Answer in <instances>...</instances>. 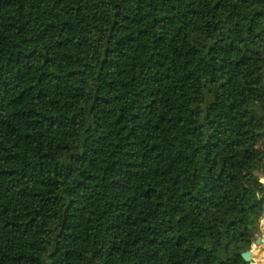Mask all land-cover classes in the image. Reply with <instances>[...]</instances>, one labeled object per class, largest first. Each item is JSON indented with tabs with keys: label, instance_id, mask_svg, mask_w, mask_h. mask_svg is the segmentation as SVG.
<instances>
[{
	"label": "trees",
	"instance_id": "16d2710c",
	"mask_svg": "<svg viewBox=\"0 0 264 264\" xmlns=\"http://www.w3.org/2000/svg\"><path fill=\"white\" fill-rule=\"evenodd\" d=\"M263 182L264 0H0V264H238Z\"/></svg>",
	"mask_w": 264,
	"mask_h": 264
},
{
	"label": "clouds",
	"instance_id": "9594fccd",
	"mask_svg": "<svg viewBox=\"0 0 264 264\" xmlns=\"http://www.w3.org/2000/svg\"><path fill=\"white\" fill-rule=\"evenodd\" d=\"M257 250L253 251L249 245L237 254L238 264H264V241L256 240Z\"/></svg>",
	"mask_w": 264,
	"mask_h": 264
},
{
	"label": "flooded vegetation",
	"instance_id": "af4514ba",
	"mask_svg": "<svg viewBox=\"0 0 264 264\" xmlns=\"http://www.w3.org/2000/svg\"><path fill=\"white\" fill-rule=\"evenodd\" d=\"M260 224H261V221H260ZM262 237H264V228L261 226V234L257 238H260V239H262L264 241V239ZM254 243H253V245L251 247H252L253 251H256L257 249L255 248L256 246L254 245Z\"/></svg>",
	"mask_w": 264,
	"mask_h": 264
},
{
	"label": "rangeland",
	"instance_id": "374dc122",
	"mask_svg": "<svg viewBox=\"0 0 264 264\" xmlns=\"http://www.w3.org/2000/svg\"><path fill=\"white\" fill-rule=\"evenodd\" d=\"M263 184H264V182H263ZM260 221H261V226L264 228V212H263V215H262Z\"/></svg>",
	"mask_w": 264,
	"mask_h": 264
},
{
	"label": "water",
	"instance_id": "95a60500",
	"mask_svg": "<svg viewBox=\"0 0 264 264\" xmlns=\"http://www.w3.org/2000/svg\"><path fill=\"white\" fill-rule=\"evenodd\" d=\"M263 212H264V206H263ZM257 239H259V240H261L262 241V239H260V238H257ZM256 239V240H257ZM256 240H255V242H256ZM254 245L256 246V243H254ZM253 250V249H252Z\"/></svg>",
	"mask_w": 264,
	"mask_h": 264
},
{
	"label": "crops",
	"instance_id": "0c3cea01",
	"mask_svg": "<svg viewBox=\"0 0 264 264\" xmlns=\"http://www.w3.org/2000/svg\"><path fill=\"white\" fill-rule=\"evenodd\" d=\"M264 239V237H262ZM257 249V247H255Z\"/></svg>",
	"mask_w": 264,
	"mask_h": 264
}]
</instances>
